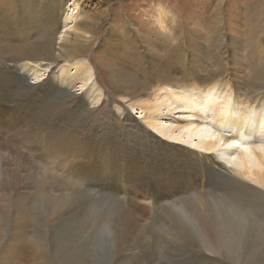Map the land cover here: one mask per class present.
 Instances as JSON below:
<instances>
[{
	"label": "rangeland",
	"instance_id": "1",
	"mask_svg": "<svg viewBox=\"0 0 264 264\" xmlns=\"http://www.w3.org/2000/svg\"><path fill=\"white\" fill-rule=\"evenodd\" d=\"M52 2L65 7L61 12L63 17H69L68 32L87 18L97 21L91 41L81 49V59L88 60L96 55L100 63L99 47L104 36L109 39V31L128 32V37L115 38L117 51L108 59L118 66L92 64L93 72L99 71L102 75L99 85L103 99L95 107V117L99 121L118 107L121 112L128 110L133 119L152 129L139 109L127 102H118L120 96L113 77L107 73L115 67L119 72L132 71L131 79H140L145 73L139 61L140 53L148 52L146 45L150 41L159 44L161 57L156 56L155 63L165 62L163 49L176 47L179 42L189 61L198 60L209 69L220 48V56L234 72L264 79V0H0V264H264V205L247 208L250 218H242L231 214L219 201L213 202L214 207L211 206L205 218L198 222L176 206L178 201L154 211L150 206L152 199L142 196L139 201L149 207L147 220L144 217L135 225L124 204L104 189L107 185L114 190L119 188L115 180L90 190L84 182L78 184L68 180L61 168L57 169V174L47 169L46 164L50 163L44 164V160L49 145L44 142L38 117L15 114L19 125L16 126L12 114L20 108V102H25L26 114L37 115L39 103H33L29 96L20 97L22 89L10 83L4 62L17 65L27 61V58L16 57L20 52L16 47L20 45L26 55L24 48L31 46L30 43L47 38L48 29L38 30L39 21L32 32L26 30L28 26L23 29L30 40L13 37L14 41H10L7 34L10 30L19 32L17 28L33 22L30 17L33 10L34 16L43 13V17H48L47 9L53 6ZM62 25L63 22L52 39L55 43ZM132 57L136 59L134 64L127 60ZM61 64L52 63L56 71ZM79 85L76 93L82 91ZM121 112L117 113L119 117H123ZM174 115L171 119L165 118V129L181 123L179 118L186 117L180 113ZM87 131L85 128L84 132ZM66 133L69 134V129ZM78 134H74L75 138ZM50 137H55L58 145L66 139L49 130L47 138ZM9 139L20 153H26L25 146L34 145L29 148L30 158H10ZM140 164L138 172L124 178L128 186L136 179L142 182L140 185L152 179L147 160ZM48 179L52 181V188L62 190L49 191ZM110 182L114 186L107 184ZM92 184L90 181L87 186L90 188ZM77 202L79 206L72 208L70 204ZM187 224L191 225L187 227Z\"/></svg>",
	"mask_w": 264,
	"mask_h": 264
},
{
	"label": "bare ground",
	"instance_id": "2",
	"mask_svg": "<svg viewBox=\"0 0 264 264\" xmlns=\"http://www.w3.org/2000/svg\"><path fill=\"white\" fill-rule=\"evenodd\" d=\"M52 4L47 9L48 17H43V13L34 16L33 10L30 17L34 23L29 21L17 28L19 32L10 30L7 34L10 41H14L13 37L25 38L28 35L23 31L25 26L29 27L26 30L32 32L39 21L38 30H49H46L47 38L30 43L31 46L24 48L26 55L20 45L16 47L20 51L16 57L27 58V61L17 65L4 62L10 83L22 89L23 95L20 97L29 96L33 103H39L40 112L37 115L26 114L25 102H20V108L12 114L16 126L19 125L15 114L38 117L44 142L49 145L44 160V164L50 163L46 164L49 171L57 174V169L61 168L68 180L78 184L84 182L90 190L115 180L119 188L114 190L107 185L104 189L124 204L135 225L144 219L149 208L139 201L142 196L152 199L150 206L154 211L178 201L176 206L198 222L205 218L213 202L219 201L231 214L242 218H250L251 213L247 208L264 205V79L234 72L220 56V48L209 69L198 60L189 61L181 51L179 42H176V47L163 49L165 62L155 63L154 58L161 57L159 44L150 41L146 45L148 52L145 55L140 53L139 61L145 72L140 79H131L132 71L119 72L115 67L107 73L113 77V84L120 96L118 102H127L139 109L143 119L156 131L133 119L128 110L121 112L116 106L110 114H105V119L99 121L95 117V107L103 99L99 85L102 75L99 71L93 72L92 64L95 63L96 67L118 66L108 59L116 54L115 38L128 37V32L109 31V39L104 36V42L102 40L99 47L100 63L96 55L94 59H81V49L91 41L97 21L87 18L68 32L66 24L69 17H63L61 12L65 7L55 2ZM60 22H63V28L55 43L52 39ZM134 58L127 60L134 64ZM55 62H62L57 71L52 65ZM32 76L35 78H30ZM77 84H80L81 93H76ZM210 109L211 112L207 111ZM118 112L123 117H119ZM176 113L186 117L179 118L181 123L176 122V125L165 129V118L171 119ZM112 118L115 121L111 122ZM85 128L87 133L84 132ZM68 129L69 134L66 133ZM49 130L66 139L58 145L55 137L47 138ZM75 133H79L76 138ZM29 148L25 146L23 150L26 153H20L17 145L8 140L12 159L30 158ZM143 160L150 164L148 167L151 170H147L153 174L152 179L145 185H140L142 182L136 179L128 186L124 178L138 172ZM90 181L93 184L89 188L87 185ZM46 184L51 192L62 190L60 187L52 188L51 179ZM107 184L114 186L111 182ZM70 205L72 208L79 206L78 202Z\"/></svg>",
	"mask_w": 264,
	"mask_h": 264
}]
</instances>
